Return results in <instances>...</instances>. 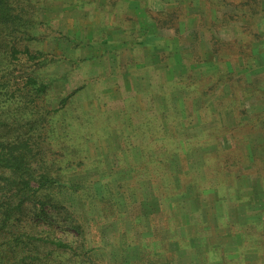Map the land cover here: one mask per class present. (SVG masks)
Listing matches in <instances>:
<instances>
[{"label":"rangeland","instance_id":"rangeland-1","mask_svg":"<svg viewBox=\"0 0 264 264\" xmlns=\"http://www.w3.org/2000/svg\"><path fill=\"white\" fill-rule=\"evenodd\" d=\"M136 2L121 43L90 7L115 0H10L27 18L0 29V143L60 183L19 197L15 261L264 264V0Z\"/></svg>","mask_w":264,"mask_h":264},{"label":"trees","instance_id":"trees-1","mask_svg":"<svg viewBox=\"0 0 264 264\" xmlns=\"http://www.w3.org/2000/svg\"><path fill=\"white\" fill-rule=\"evenodd\" d=\"M13 12L14 11L12 10V6L10 5V0H0V29H3V31H7L8 29H16V22L26 20L27 18L22 13L21 14L23 15V17L19 13ZM4 54L5 56L11 55V53L8 51H4ZM0 146V178L4 179L5 181V183L0 186V190L3 189V198H7H5L6 200H3V202L0 201V264H20L16 263L15 260L17 258V255L14 254L18 253V249L21 251L25 249V246L21 248L19 244L20 238H18L17 236L18 234H20V232L15 233L14 231V227H16L21 221L20 217L22 216L21 214L17 215L16 217L14 216L15 213H17L16 211L20 212V209L23 206L21 203V198L19 197L28 196L29 198L35 199L40 203H46L47 201L52 202L54 198L52 197L54 187H57L60 183L57 179L54 180L45 174L40 173L39 176H35L33 171H31V169L29 168L27 159L25 158L23 153H13L8 148H4L5 145L2 143H0ZM32 179H35L38 182L39 186H29V183ZM13 186H16L15 188H17V193H14L15 196H12L10 193V188H12ZM15 198L16 201L19 200V202L11 204V202L14 201ZM56 203H58V201H56ZM31 214L32 217H34L37 221L36 223H33V221L30 223L33 224L30 226L31 230H34L35 226H39L40 223L42 224L44 222H47L49 218L47 211L42 207H40L39 209H36L35 207V209L31 211ZM12 218L14 220H12ZM73 225L77 227L75 223H73ZM32 238H34V236L32 233H30L28 234V237L23 240L24 242L21 243H28V241L33 240ZM38 240H42L44 243L48 244V246L66 245L56 237H46L47 242L43 238H38ZM39 246L40 245H33V248L31 247V251L33 253L32 257L28 258V261H24L21 259L23 262L22 264H54L51 261H48V259L43 261L38 257Z\"/></svg>","mask_w":264,"mask_h":264},{"label":"crops","instance_id":"crops-1","mask_svg":"<svg viewBox=\"0 0 264 264\" xmlns=\"http://www.w3.org/2000/svg\"><path fill=\"white\" fill-rule=\"evenodd\" d=\"M116 1V3H114V4H111V3H105V4H100V3H96V5L95 6H90L92 9H93V12H100V11H102V12H104V13H106L107 14V16H104V17H102V18H98V24L100 23V22H104L105 23V28H107V29H110V36L108 37L109 38V40L111 39V38H118L119 40H116L115 42H121L123 39H124V34H121V33H119L118 32V28L116 27V26H114V22L112 21L114 18H115V15L116 14H119V15H122V13H123V9L125 8L124 6H131V7H133V8H137V7H139V2H136V3H133V1H136V0H127V5H122L119 1H117V0H115ZM124 7V8H123ZM90 10V9H89ZM91 20H93V18L91 19ZM95 20V19H94ZM121 20V22L119 21V23H118V26H122L123 24H124V21H123V19H120ZM91 23H93L92 21H90ZM94 26H98V25H94ZM114 26V27H113ZM109 27H111V28H109ZM116 29H118V30H116ZM108 36V35H107ZM110 41H112V40H110ZM113 42V41H112ZM121 43H123V42H121ZM151 159V161L153 162L154 161V159H152L151 157H148V159H145V161L147 162L148 160H150ZM150 162V161H149ZM148 167L150 166L151 167V164H149L148 163V165H147ZM154 166L155 165H153L152 166V169L154 168ZM158 166V165H157ZM150 167H149V169H150ZM243 213H244V211H243ZM209 215L207 214V213H205L204 215H202L201 214V216H200V219H205V218H207ZM238 213L236 214V223H237V221H238ZM239 224V223H238ZM238 224H236V225H238ZM201 226H203V225H201ZM200 226V227H201ZM196 232H201V231H206V230H204V228H198V229H194ZM257 230H256V232H254V233H252L251 235H257ZM204 236H205V234H201L200 236H199V238H198V236H194V237H192L190 240L191 241H189L190 243L191 242H193V240L195 239L196 240V242H199V241H201V242H199L198 244L200 245V248L198 249V250H200L201 249V247H203V243L202 242H204ZM188 238H189V236H188ZM233 237H229V239L227 240V243L229 244L228 246L230 247V248H233V247H235V245L231 242V241H233ZM192 244H194V243H192ZM240 244V240L237 238V236H236V249L234 248V250H236V253H235V255L236 254H238V252L239 253H241V251H243L244 250V246H241V244ZM243 249V250H242ZM240 250V251H239ZM204 254V251H200V254ZM237 257V256H236ZM188 258H191V257H188ZM205 259V258H204ZM193 260H194V258H191V260H190V262H191V264H192V262H193ZM241 259L239 258V257H237V259H236V262H239ZM205 261V260H204ZM217 264V263H216Z\"/></svg>","mask_w":264,"mask_h":264}]
</instances>
